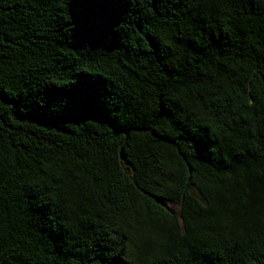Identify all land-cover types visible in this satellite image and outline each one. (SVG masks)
<instances>
[{"label": "trees", "instance_id": "obj_1", "mask_svg": "<svg viewBox=\"0 0 264 264\" xmlns=\"http://www.w3.org/2000/svg\"><path fill=\"white\" fill-rule=\"evenodd\" d=\"M68 3L0 0V264H264V0Z\"/></svg>", "mask_w": 264, "mask_h": 264}, {"label": "snow or ice", "instance_id": "obj_2", "mask_svg": "<svg viewBox=\"0 0 264 264\" xmlns=\"http://www.w3.org/2000/svg\"><path fill=\"white\" fill-rule=\"evenodd\" d=\"M130 0H69L68 8L72 22L83 39L117 40L121 35ZM54 97L59 93L54 92ZM69 107L89 110L94 118L108 121L114 119L107 110L103 96L92 85L84 84L66 98ZM0 107L3 102L0 101Z\"/></svg>", "mask_w": 264, "mask_h": 264}]
</instances>
